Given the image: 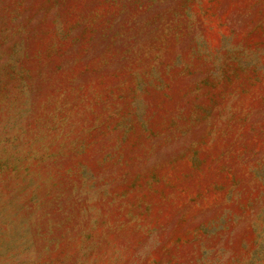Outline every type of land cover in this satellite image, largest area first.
I'll return each mask as SVG.
<instances>
[{"label": "rangeland", "instance_id": "374dc122", "mask_svg": "<svg viewBox=\"0 0 264 264\" xmlns=\"http://www.w3.org/2000/svg\"><path fill=\"white\" fill-rule=\"evenodd\" d=\"M0 264H264V0H0Z\"/></svg>", "mask_w": 264, "mask_h": 264}]
</instances>
